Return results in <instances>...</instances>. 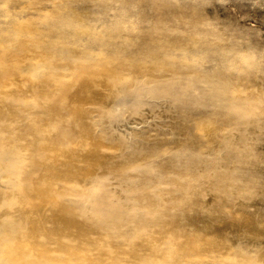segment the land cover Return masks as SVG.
Wrapping results in <instances>:
<instances>
[{
  "label": "rangeland",
  "instance_id": "1",
  "mask_svg": "<svg viewBox=\"0 0 264 264\" xmlns=\"http://www.w3.org/2000/svg\"><path fill=\"white\" fill-rule=\"evenodd\" d=\"M0 62V264H264L263 0H0Z\"/></svg>",
  "mask_w": 264,
  "mask_h": 264
},
{
  "label": "bare ground",
  "instance_id": "2",
  "mask_svg": "<svg viewBox=\"0 0 264 264\" xmlns=\"http://www.w3.org/2000/svg\"><path fill=\"white\" fill-rule=\"evenodd\" d=\"M263 1H264V0H263ZM158 6H160V5H158ZM29 49H30V48H29ZM30 50H31V49H30ZM32 50H33V49H32ZM26 51H27V50H26ZM33 51H34V50H33ZM21 53H23V51H22ZM36 53H37V52H36ZM39 54H40V53H39ZM36 55H37V54H34V53L32 54V56H36ZM15 56H17V55H15ZM20 56H21V55H20ZM39 56H40V55H39ZM39 56H38V57H39ZM44 56H45V54H44ZM47 56H48V55H47ZM19 58H20V57H19ZM21 59H22V57H21ZM30 59H31V58H30ZM41 59H42V58H41ZM27 60H29V59H27ZM25 61H26V60H25ZM27 62H28V61H27ZM29 62H30V61H29ZM0 63H1V62H0ZM15 63H16V62H15ZM19 63H20V62H19ZM22 63H24V60H23ZM22 63H21V65H20V64H19V65L22 66ZM11 64H12V63H11ZM24 64H25V63H24ZM24 64H23V65H24ZM28 64H29V63H28ZM1 65H2V64H1ZM9 65H10V64H9ZM14 65H15V64H14ZM26 65H27V64H26ZM4 66H5V65H4ZM12 66H13V65H12ZM20 66H19V67H20ZM7 67H8V66H7ZM14 67H15V66H14ZM16 67H17V66H16ZM2 68H3V67H2ZM4 68H5V67H4ZM17 68H18V67H17ZM88 69H89V67H88ZM91 69H92V68H91ZM7 70H8V69H7ZM92 70H93V69H92ZM3 71H4V70H3ZM83 71H84V70H83ZM85 71H86V70H85ZM87 71L89 72V70H87ZM6 72H7V71H6ZM88 72H86V74H87ZM90 72H91V71H90ZM4 73H5V72H4ZM83 73H84V72H83ZM52 74H53V73H52ZM52 74H51V75H52ZM200 74H201V73H200ZM3 75H4V74H3ZM81 75H82V74H81ZM87 75H88V74H87ZM4 76H5V75H4ZM18 76H19V75H18ZM47 76H49V75H47ZM52 76H54V75H52ZM91 76H93V75H91ZM0 77H1V76H0ZM94 77H95V76H94ZM94 77H93V78H94ZM17 78H18V77H17ZM79 78H80V77H79ZM96 78H98V77L96 76ZM3 79H4V77H3ZM3 79H2V82H3ZM7 79H8V78H7ZM23 79H25V78H23ZM75 79H78V78H75ZM94 79H95V78H94ZM192 79H193V77H192ZM5 80H6V77H5ZM8 80H9V79H8ZM8 80H7V81H8ZM49 80H51V79L49 78ZM78 80H79V79H78ZM78 80H74V81H78ZM107 80H108V79H107ZM196 80H198V79H196ZM203 80H204V79H203ZM21 81H23V80H21ZM21 81H20V82H21ZM112 81H113V78H112ZM11 82H12V81H11ZM11 82H10V84H11ZM110 82H111V80H110ZM117 82H118V81H117ZM23 83H24V82H23ZM26 83H27V82H26ZM26 83H25V84H26ZM111 83L113 84V82H111ZM217 83H218V82H217ZM1 84H2V83H1ZM8 84H9V83H8ZM53 84H57V83H54V82H53ZM212 84H214V83H212ZM5 85H7V84H5ZM61 85H63V84H61ZM189 85H190V84H189ZM216 85H217V84H216ZM9 86H10V85H9ZM53 86H54V85H53ZM53 86H52V87H53ZM210 86H211V84H210ZM210 86H208V88H209ZM5 87H6V86H5ZM5 87H4V88H5ZM11 87H12V86H11ZM24 87H25V86H24ZM54 87H55V86H54ZM56 87H57V86H56ZM59 87H61V86H59ZM63 87H64V86H63ZM8 88H9V87H8ZM8 88H5V89H8ZM206 88H207V86H206ZM5 89H4V90H5ZM9 89H10V88H9ZM20 89H21V88H20ZM215 89H217V88H215ZM205 90H206V89H205ZM2 91H3V89H2ZM19 91H20V90H19ZM40 91H41V90H40ZM45 91H46V90L42 91L41 94H42L43 92H45ZM51 92H52V91H51ZM1 93H2V92H1ZM16 93H17V92H16ZM39 93H40V92H39ZM52 93H53V92H52ZM52 93H51V94H52ZM24 94H25V93H24ZM24 94H23V95H24ZM28 94H29V92H28ZM45 94L49 95V93H45ZM51 94H50V95H51ZM23 95H21V98H22ZM0 96H1V95H0ZM16 96H17V95H16ZM42 96H44V94H42ZM51 96H52V95H51ZM49 98L51 99L50 96H49ZM44 99H45V97H44ZM52 99H53V98H52ZM3 100H4V99H3ZM44 101L46 102V100H44ZM51 101H52V100H51ZM53 102H54V101H52L51 103L53 104ZM58 103H59V102H58ZM59 105H60V104H59ZM60 110H61V109H60ZM45 115H46V114H45ZM66 124H67V123H66ZM68 124H69V123H68ZM33 129H34V128H33ZM72 136H73V137H76L74 134H73ZM72 136H71V137H72ZM0 142H1V141H0ZM66 144H67V143H66ZM65 149H66V148H65ZM29 151H30V150H29ZM29 151H28V152H29ZM36 151H37V150H36ZM30 152H32V151H30ZM33 153H34V152H33ZM24 156H25V155H24ZM35 156H36V155H35ZM32 157H33V156H32ZM22 163H24V161H23ZM22 163H21V164H22ZM25 163H26V162H25ZM25 163H24V164H25ZM24 164H23V165H24ZM34 168H35V167H34ZM20 171H21V169H20ZM20 171H19V172H20ZM31 172H32V171H31ZM17 174H19V173H17ZM24 175H25V174H24ZM21 177H22V176H21ZM19 178H20V177H19ZM27 180H28V178H27ZM48 180H49V179H48ZM19 181H20V180H19ZM27 182H30V181L28 180ZM24 183H25V182H24ZM24 183H23V184H24ZM63 183H64V181H63ZM65 184H66L65 187H67L68 185H69V187H70V184H71V185H72V184L74 185L75 183H72V181H71V182H68V183L65 182ZM21 186H22V184H21ZM24 186H25V185H24ZM70 188L72 189L73 187H70ZM76 188H77V186H76ZM18 189H19V188H18ZM18 189H17V190H18ZM73 189H74V188H73ZM20 190H21V189H20ZM17 192L20 193V191H17ZM21 192H22V190H21ZM68 192H69V191H68ZM18 196H19V195H18ZM55 196H56V194H55ZM66 196H67V195H66ZM66 196H65V198H66ZM58 197H59V196H58ZM60 198H61V197H59V199H60ZM65 198H64V199H65ZM16 200H17V199H16ZM65 200H66V199H65ZM67 200H69V199H67ZM67 200H66V201H67ZM70 202H71V201H70ZM70 202H69V203H70ZM66 203H68V202H66ZM72 203H73V202H72ZM74 203H75V202H74ZM88 203H89V202H88ZM94 203H95V202H94ZM180 203H181V202H180ZM17 204H18V203H17ZM70 204H71V203H70ZM75 204H77V203H75ZM71 205H72V204H71ZM77 205H78V204H77ZM80 206H81V205H80ZM81 207H83V206H81ZM81 207H79L76 211H79V212H80L79 209H80ZM101 209H102V208H101ZM103 210H104V209H103ZM18 214H19V213H18ZM26 215H27V214H26ZM24 220H25V219H24ZM177 228H178V227H177ZM25 230H26V229H25ZM38 232H39V231H38ZM39 233H40V232H39ZM36 241H37V239H36ZM43 242H44V241H43ZM103 249H104V248H103ZM94 252H95V251H94ZM94 252H93V253H94ZM19 253H20V252H19ZM31 253H32V252H31ZM95 253H96V252H95ZM116 253L118 254V252H116ZM120 253H121V252H120ZM32 254H33V253H32ZM21 255H22V254H21ZM105 255H106V254H105ZM105 255H104V256H105ZM113 255H115V253H114ZM15 256H16V255H15ZM23 256H24V255H23ZM102 256H103V255H102ZM115 256H116V255H115ZM21 257H22V256H21ZM21 257H20V258H21ZM97 257H98V255H97ZM105 257H106V256H105ZM111 257L113 258V256H111ZM111 257H110V259H111ZM119 257H120V256H119ZM94 258H96V257H94ZM115 258H117V260H118V257H115ZM120 258H121V257H120ZM16 259H17V258H16ZM16 259H15V260H16ZM34 259H36V258H34ZM42 259H43V258H42ZM113 259H114V258H113ZM23 260H24V259H23ZM36 260H37V259H36ZM114 260H115V259H114ZM13 261H14V259H13ZM39 261H40V260H39ZM96 261H97V260H96ZM96 261H95V262H96ZM114 262H115V261H114ZM85 263H86V262H85ZM96 263H97V262H96ZM120 263H121V262H120Z\"/></svg>",
  "mask_w": 264,
  "mask_h": 264
}]
</instances>
